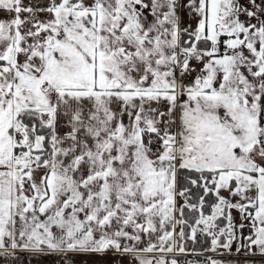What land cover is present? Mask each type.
Masks as SVG:
<instances>
[{
  "label": "snow or ice",
  "instance_id": "1",
  "mask_svg": "<svg viewBox=\"0 0 264 264\" xmlns=\"http://www.w3.org/2000/svg\"><path fill=\"white\" fill-rule=\"evenodd\" d=\"M0 14L3 264L264 256V0H0Z\"/></svg>",
  "mask_w": 264,
  "mask_h": 264
},
{
  "label": "crops",
  "instance_id": "2",
  "mask_svg": "<svg viewBox=\"0 0 264 264\" xmlns=\"http://www.w3.org/2000/svg\"><path fill=\"white\" fill-rule=\"evenodd\" d=\"M0 18H3V14H0ZM185 22L188 21V17L184 16ZM194 23V21H191ZM233 215L236 217V222L239 223V214L235 211L233 212ZM244 234H248V229H244ZM83 258V262L80 261V257ZM212 256L213 258L220 259L225 261V264H264V256L255 255V256H245L243 253L236 254L235 253V244L233 245V253L232 254H224L222 256L208 252L204 253L203 257L206 259V257ZM198 258L197 261L200 262V264H204L205 259ZM86 258H92L93 262L95 264H132L131 258L128 256H121L118 253H115L114 251H109L107 254H69L67 258H65L62 254H38L33 255L28 252H20L18 253V258L12 261V264H54L56 261H61L60 263H63V260L65 261L64 264H86L85 259ZM79 259V260H78ZM97 260L99 262H97ZM92 263V264H94ZM0 264H3L2 261H0Z\"/></svg>",
  "mask_w": 264,
  "mask_h": 264
},
{
  "label": "trees",
  "instance_id": "3",
  "mask_svg": "<svg viewBox=\"0 0 264 264\" xmlns=\"http://www.w3.org/2000/svg\"><path fill=\"white\" fill-rule=\"evenodd\" d=\"M189 248H191V247H195L197 250H200L202 247H204V248H206L207 247V244H196V245H191V243H189ZM204 253H208V252H204ZM201 257H203V255H193V256H190V257H186V258H184L183 256H180V257H178V259H179V261H180V263L181 262H183V261H197L198 260V258H201ZM202 259H205L204 257L202 258Z\"/></svg>",
  "mask_w": 264,
  "mask_h": 264
},
{
  "label": "rangeland",
  "instance_id": "4",
  "mask_svg": "<svg viewBox=\"0 0 264 264\" xmlns=\"http://www.w3.org/2000/svg\"><path fill=\"white\" fill-rule=\"evenodd\" d=\"M81 259H80V261L81 262H83V258H85L84 256L83 257H80ZM79 260V259H78ZM66 261V260H65ZM65 261L63 260V263H60L61 261H56V263H54V264H64L65 263ZM85 262H86V264H92V263H94L93 262V259L92 258H86L85 259ZM97 262H99L98 260H97ZM95 264V263H94Z\"/></svg>",
  "mask_w": 264,
  "mask_h": 264
},
{
  "label": "built area",
  "instance_id": "5",
  "mask_svg": "<svg viewBox=\"0 0 264 264\" xmlns=\"http://www.w3.org/2000/svg\"><path fill=\"white\" fill-rule=\"evenodd\" d=\"M190 256H193V255H189V256H186V257H190ZM184 258H186L185 256H183ZM180 264H186L185 261L181 262Z\"/></svg>",
  "mask_w": 264,
  "mask_h": 264
}]
</instances>
